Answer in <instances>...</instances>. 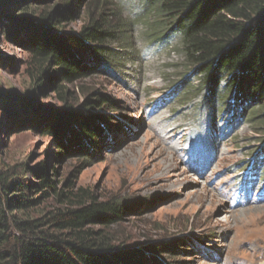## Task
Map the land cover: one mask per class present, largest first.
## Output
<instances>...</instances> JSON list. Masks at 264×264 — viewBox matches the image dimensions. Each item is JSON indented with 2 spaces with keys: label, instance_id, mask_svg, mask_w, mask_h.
<instances>
[{
  "label": "rangeland",
  "instance_id": "obj_1",
  "mask_svg": "<svg viewBox=\"0 0 264 264\" xmlns=\"http://www.w3.org/2000/svg\"><path fill=\"white\" fill-rule=\"evenodd\" d=\"M24 3L60 12L70 3L72 16L60 25L67 32L103 14L111 25L124 22L130 37L108 44L116 65L59 81L83 113L89 98L110 99L92 109L99 147L68 150L59 133L34 121L37 113L65 116L67 109L53 87L35 96L29 32L39 12L11 6L0 26V164L37 181L32 168L49 162L59 188L71 181L97 200L122 203V218L105 227L126 250L141 251L144 264H264V176L255 168L264 159V120L252 115L258 98L232 110L234 89L223 77L211 90L186 60L179 32L146 0ZM8 99L19 114L29 111L23 128L1 109ZM55 206L50 199L42 211Z\"/></svg>",
  "mask_w": 264,
  "mask_h": 264
},
{
  "label": "trees",
  "instance_id": "obj_2",
  "mask_svg": "<svg viewBox=\"0 0 264 264\" xmlns=\"http://www.w3.org/2000/svg\"><path fill=\"white\" fill-rule=\"evenodd\" d=\"M26 1L0 0V26L4 27L1 18L11 14V6H19V11L30 8L39 12L38 22L30 24L29 32L34 65L31 75L37 83L35 96L53 87L67 108L65 116L42 118L37 113L34 121L45 122L46 133H59L60 147L77 148L85 154L95 151L102 129L92 109L108 105L109 96L89 98L91 104L83 113L72 107L68 101L70 91L59 81L73 82L100 66L113 65L118 58L108 44L124 43L130 37L129 29L124 22L111 25L100 14L89 16L78 32H67L60 25L72 16L70 3L60 12L32 8ZM146 1L171 24L169 29L179 32L186 60L197 67L211 90L215 92L224 77V87L234 89L232 110L249 98H258L259 106L252 115L263 121L264 0ZM7 101L1 109L18 128H23L31 118L29 111L24 108L19 114L16 104ZM236 117L237 114L232 118ZM63 153L57 152L60 159ZM255 162L260 177L264 176V159ZM54 168L49 162L38 164L31 171L37 179L33 181L0 164V264H144L141 251L126 250L105 227L122 218L123 204L97 200L83 188L75 190L71 181L59 188L50 173ZM50 199L57 206L42 211Z\"/></svg>",
  "mask_w": 264,
  "mask_h": 264
}]
</instances>
